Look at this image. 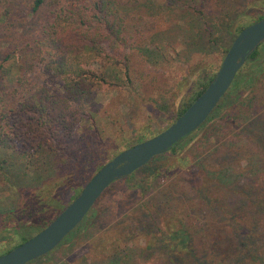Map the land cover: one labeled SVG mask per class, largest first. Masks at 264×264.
<instances>
[{
  "label": "rangeland",
  "instance_id": "rangeland-1",
  "mask_svg": "<svg viewBox=\"0 0 264 264\" xmlns=\"http://www.w3.org/2000/svg\"><path fill=\"white\" fill-rule=\"evenodd\" d=\"M119 12L125 17L124 31L132 38L120 48L124 52L109 49L88 66L91 73L83 80L90 88L88 100L65 102L69 117L74 111L71 131L65 136L67 154L26 150L30 153L22 156L19 147L0 141V213L35 199L41 189L46 190L48 175L55 177L50 188L54 194L61 183L70 185L72 193L81 191L100 164L171 125L190 93L199 88L200 78L219 70L225 48L234 40L235 27L264 14V0H124ZM0 29V93L15 99L12 107L0 104V109L18 110L25 100L27 87L17 82V77L29 78L33 87L45 85L51 93L65 95L64 80L46 71L39 56L29 53L8 57L12 35ZM113 56L118 57L113 60L116 65L110 62ZM14 60L22 63V71L15 74ZM263 74H259L262 80L257 85L253 108L229 101L225 110L215 114L207 130H199L178 154L169 153L132 174L129 181L112 184L66 241L31 264H169L164 240L146 237L137 229L143 221L152 225L159 221L158 227L170 231L180 228L183 221L195 235L198 233L197 238L207 232L233 230L236 222H228L232 216L247 219L244 227L248 230L264 228V218L257 222L254 219L258 217L252 204L255 190L249 194L244 188V184L264 183V173H259L264 169V150L248 138L244 119L256 108L263 109ZM234 144L250 150L245 156L248 160L238 162L242 163L240 169L235 164L232 180L227 181L228 191L218 192L214 202H202L192 181L204 156L223 159L227 147L234 149ZM209 163L205 162L206 170ZM153 199L160 203L159 208L153 204L146 208L145 203L150 207ZM72 200L69 198L65 205ZM243 201L245 208L236 209L237 202L241 206ZM167 212L174 214L165 215ZM173 215L178 219L171 218ZM26 225L22 232L2 231L0 215V253L18 244L22 234L30 238L39 232ZM129 238L127 248L125 241ZM201 244L211 246L212 242L204 237ZM115 254H119L118 260Z\"/></svg>",
  "mask_w": 264,
  "mask_h": 264
},
{
  "label": "trees",
  "instance_id": "trees-1",
  "mask_svg": "<svg viewBox=\"0 0 264 264\" xmlns=\"http://www.w3.org/2000/svg\"><path fill=\"white\" fill-rule=\"evenodd\" d=\"M123 2L124 0H33V3L28 5L25 0H0V28L4 30L5 34L12 35L13 40L11 50L7 51L10 52L8 57H11L10 54L15 58L18 54L25 56L29 53L39 56L42 63L44 61L46 71L62 77L66 93L65 95L61 92L53 94L45 85L38 84L33 87L29 78L17 77V82L20 81L22 86L27 87V94L18 110L13 111V108L0 109V141H7L13 146L19 147L22 150V156H27L30 153L26 150L41 151L56 156L67 154L65 136L71 131L70 127L73 123L71 117L74 111L70 113L69 117L65 102L81 100L84 102L88 100L90 98V88L83 84L84 76L91 73V68H88V66L94 58L105 56L109 49L124 52L125 50L120 48L132 38L124 31L126 29L125 17L119 12V5ZM262 18H264V14L247 25L246 23L237 25L233 34L234 38L244 27ZM225 49L227 52L229 48ZM115 58L118 57L113 56L110 60L114 65L118 64L115 62L117 61ZM118 62L120 63L121 60L119 59ZM126 62L128 61L126 60ZM12 67H14V70H12L14 74L22 71V63L16 61ZM127 68V74L130 75V65H127ZM263 71L264 43L251 55L239 71L229 91L204 124L182 139L168 152L155 157L140 169L149 167L154 161L165 157L169 153L178 154V151L182 150L185 143H188L187 141L196 135L199 130H207L215 114L222 109L225 110L226 107L224 106L229 101L238 104L240 107L248 104L253 108L252 102L257 97L255 94L257 85L262 80L259 74ZM215 75L216 73H212L206 78H200L199 88L190 93L188 99L176 113V119L204 91ZM260 84H263V82ZM10 98L7 99V96L0 93V104L12 107L15 104V99ZM249 114V116L244 117L247 120L245 130L248 133V138L253 141V144L264 150V105L262 110L258 111V108H256L254 112ZM17 123L18 125H15ZM131 145L133 144L129 146ZM233 146H235L234 149L231 146L227 147V153L223 159L211 154L204 156V162L192 181L197 192L200 193L202 202H214L213 197H217L218 192L228 191L227 188L230 185L227 186L229 184L227 181L232 180L233 171L236 170L235 164L242 160H248L245 157L250 153L247 147L236 148V144ZM207 160L210 163L206 170L205 162ZM103 165L100 164L98 169ZM218 165H220L219 168H217ZM52 167L54 166L52 165ZM238 167L240 169L242 163L241 165L239 163ZM259 173H264V169L259 170ZM131 176L132 174L120 180L129 181ZM48 178L46 190L41 189L35 199H30L29 202L23 203L17 209L0 213L2 231L22 232L28 226L27 223L35 230L40 231L60 213L69 198L74 199L80 192L79 189H75L76 193H72L70 185L57 183L58 187H56V193L54 194L50 191V188L54 186L51 180L55 177L48 175ZM45 180L46 178L42 182L44 187ZM263 184L261 182L244 184V188L248 189L249 194L252 190H255L256 196L252 204L256 205L258 210V217L254 218L256 222L257 219L264 218ZM140 189L145 191L143 185L140 186ZM150 204L149 207L145 203L146 208H152V204L157 209L160 206L157 199H153ZM237 205L235 208L238 210L245 208L244 201L241 206L239 202H237ZM170 214V212H167L165 215ZM171 218L178 219L176 215ZM153 219L157 221L156 218ZM247 221L241 216H232L228 222L229 225H231V222H236L233 226L236 228H233V230L226 233H223V229L210 233L202 232L206 236L201 234L198 238V233L195 235L194 230L190 229L183 221L180 223V228L173 231L158 227L159 221L156 225L143 221L144 225H139L137 229L144 233L146 237L157 236L164 240V247L168 250L169 264H264V228L257 227L256 230L250 228L248 230L244 227ZM130 232L131 230L126 231L128 234ZM71 233L61 243L66 241ZM204 237L211 240V246L201 244V239ZM131 238L125 241L127 248H130L128 244H130ZM28 239L27 236L22 234L21 241L18 244L0 253V255L9 252ZM118 255L113 256L116 258Z\"/></svg>",
  "mask_w": 264,
  "mask_h": 264
},
{
  "label": "water",
  "instance_id": "water-1",
  "mask_svg": "<svg viewBox=\"0 0 264 264\" xmlns=\"http://www.w3.org/2000/svg\"><path fill=\"white\" fill-rule=\"evenodd\" d=\"M263 43L264 18L244 27L236 35L214 79L182 115L159 134L137 142L107 161L47 226L0 255V264H29L50 253L84 220L114 182L133 174L198 130L229 91L239 71Z\"/></svg>",
  "mask_w": 264,
  "mask_h": 264
}]
</instances>
